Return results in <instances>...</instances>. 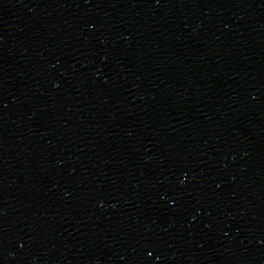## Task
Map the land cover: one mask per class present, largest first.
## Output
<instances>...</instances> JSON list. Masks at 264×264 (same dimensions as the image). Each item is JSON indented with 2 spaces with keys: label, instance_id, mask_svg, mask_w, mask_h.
<instances>
[{
  "label": "water",
  "instance_id": "95a60500",
  "mask_svg": "<svg viewBox=\"0 0 264 264\" xmlns=\"http://www.w3.org/2000/svg\"><path fill=\"white\" fill-rule=\"evenodd\" d=\"M0 264H264V0H0Z\"/></svg>",
  "mask_w": 264,
  "mask_h": 264
}]
</instances>
